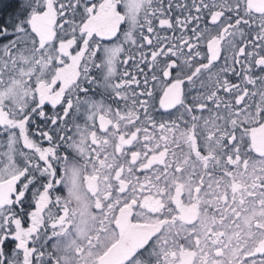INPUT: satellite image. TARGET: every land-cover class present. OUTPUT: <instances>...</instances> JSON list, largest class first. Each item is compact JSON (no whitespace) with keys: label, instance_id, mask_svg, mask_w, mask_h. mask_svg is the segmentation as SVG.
I'll return each instance as SVG.
<instances>
[{"label":"snow or ice","instance_id":"obj_1","mask_svg":"<svg viewBox=\"0 0 264 264\" xmlns=\"http://www.w3.org/2000/svg\"><path fill=\"white\" fill-rule=\"evenodd\" d=\"M0 264H264V0H0Z\"/></svg>","mask_w":264,"mask_h":264}]
</instances>
